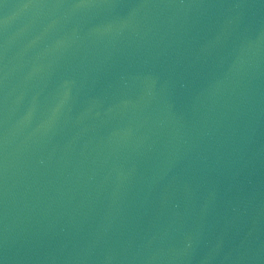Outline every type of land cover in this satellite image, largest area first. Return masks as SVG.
<instances>
[{
	"label": "water",
	"instance_id": "95a60500",
	"mask_svg": "<svg viewBox=\"0 0 264 264\" xmlns=\"http://www.w3.org/2000/svg\"><path fill=\"white\" fill-rule=\"evenodd\" d=\"M0 264H264V0H0Z\"/></svg>",
	"mask_w": 264,
	"mask_h": 264
}]
</instances>
